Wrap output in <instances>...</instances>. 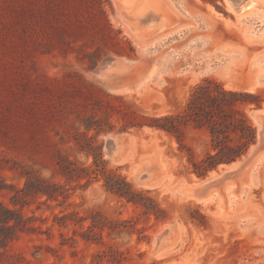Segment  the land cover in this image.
<instances>
[{
    "label": "rangeland",
    "instance_id": "374dc122",
    "mask_svg": "<svg viewBox=\"0 0 264 264\" xmlns=\"http://www.w3.org/2000/svg\"><path fill=\"white\" fill-rule=\"evenodd\" d=\"M207 81L245 96H200L202 122L154 127ZM220 108L255 142L197 177ZM263 119L264 0H0V264H264Z\"/></svg>",
    "mask_w": 264,
    "mask_h": 264
},
{
    "label": "trees",
    "instance_id": "16d2710c",
    "mask_svg": "<svg viewBox=\"0 0 264 264\" xmlns=\"http://www.w3.org/2000/svg\"><path fill=\"white\" fill-rule=\"evenodd\" d=\"M212 86V87H211ZM200 96L208 99L211 102H217L220 98L229 100L237 97H244L243 94L232 93L224 91L219 84L214 81H207L206 84H202L194 89L193 93L190 96L187 111L185 110L181 116H165L158 119V124L154 127L164 130L169 133L177 132L178 122H202L199 114V98ZM229 105L235 106L237 103L243 104L246 102L236 100L229 102ZM217 118L218 120H213L208 123L210 134L213 137V150L215 151L214 155H207L199 163H194L193 173L197 177H204L209 171L214 170L220 164H230L233 163L243 156L246 155L250 147L254 144L256 138L255 128L252 126L248 118L240 112H237L233 109L230 111L218 110ZM220 121V122H219ZM222 125V128H219ZM225 128L226 131L223 129ZM225 132H233L238 137V143L234 146L223 145L220 138H225ZM114 182L116 184H107L106 188L112 193L126 199L127 202H136L134 197L140 196L139 193H136L131 190L130 185L125 182L123 178L113 176ZM43 195L49 194L45 191L40 192ZM0 227L2 229H10L12 218L9 217L10 211L6 208H3L0 205Z\"/></svg>",
    "mask_w": 264,
    "mask_h": 264
},
{
    "label": "bare ground",
    "instance_id": "6f19581e",
    "mask_svg": "<svg viewBox=\"0 0 264 264\" xmlns=\"http://www.w3.org/2000/svg\"><path fill=\"white\" fill-rule=\"evenodd\" d=\"M233 2H235V3H241L242 2V0H232ZM147 17L148 16H142L141 17V19H140V21H143V20H146L147 19ZM264 136V131H263V129H262V126H261V129H260V132H259V139H258V143H257V145L254 147V148H252L251 149V151H250V154L252 155V153L255 151V150H257V147H258V145L260 144V140H261V138ZM110 140H112L113 142H114V144H115V148L113 149V151H112V154H111V156H107V154L105 153V155L108 157V158H110V159H117V157L119 156V154H120V146H118V142H119V140H114V139H110ZM250 155V156H251ZM250 156H248V157H250ZM247 157V158H248ZM123 158V157H122ZM120 158V160L121 161H123L124 159L126 160L127 158ZM246 158V159H247ZM245 159V160H246ZM240 163H233L230 167H237L238 165H239ZM147 171V169H142L141 171H139V173H137L136 174V179L137 180H141V179H145V178H147V176H148V173L146 172ZM215 176V175H214ZM213 176V177H214ZM212 178V177H211ZM167 234V233H166ZM164 236V235H163ZM158 240V241H157ZM164 239H163V237L160 235V236H157L156 237V242H155V245H158L159 244V241H160V243L163 241Z\"/></svg>",
    "mask_w": 264,
    "mask_h": 264
},
{
    "label": "water",
    "instance_id": "95a60500",
    "mask_svg": "<svg viewBox=\"0 0 264 264\" xmlns=\"http://www.w3.org/2000/svg\"><path fill=\"white\" fill-rule=\"evenodd\" d=\"M261 125H262V129L264 131V119L262 120ZM263 140H264V136L261 138L260 143ZM118 146H120V142H118ZM114 148H115L114 142L112 140H110V139H107L106 142H105V153L107 154V156H111L112 151H113ZM167 232H168V229L163 233V235L166 234ZM163 235H161V236H163Z\"/></svg>",
    "mask_w": 264,
    "mask_h": 264
}]
</instances>
